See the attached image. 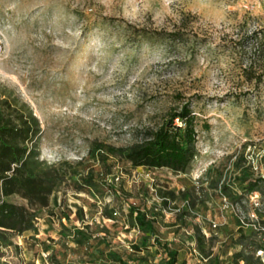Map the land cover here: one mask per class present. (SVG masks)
<instances>
[{
  "label": "rangeland",
  "instance_id": "1",
  "mask_svg": "<svg viewBox=\"0 0 264 264\" xmlns=\"http://www.w3.org/2000/svg\"><path fill=\"white\" fill-rule=\"evenodd\" d=\"M3 100L37 119L25 143L62 183L37 231L0 245V264H111L100 254L110 250L164 264L154 237L185 264H245L239 253L264 264L235 215L251 213L257 194L264 222V0H0ZM184 103L196 130L185 173L132 168L104 148L142 141ZM91 171L92 185L75 190ZM128 206L154 217V235ZM63 227L89 242L74 244Z\"/></svg>",
  "mask_w": 264,
  "mask_h": 264
},
{
  "label": "trees",
  "instance_id": "2",
  "mask_svg": "<svg viewBox=\"0 0 264 264\" xmlns=\"http://www.w3.org/2000/svg\"><path fill=\"white\" fill-rule=\"evenodd\" d=\"M178 35L172 33L167 37L175 39ZM38 131V121L30 113L26 116L19 114L11 110L7 100L0 102V245L3 246H12L14 238L25 231H37L36 220L40 218L41 210L48 206L50 195L62 183L59 172L40 168V164L34 160L32 148L25 143L28 137H36ZM195 144V116L190 104L184 103L179 110L170 111L162 124L149 132L142 141L127 147L104 148L112 150L117 162H126L132 168H162L185 173L195 157ZM92 173L79 176L71 185L79 191L89 187L94 181ZM248 178L244 176V179ZM12 195H19L26 200V206H17L1 199ZM167 195L173 197L172 192ZM183 198H188V195L184 194ZM128 213L140 232L154 235V217L148 218L145 210L135 206H128ZM237 223L240 234L244 232L246 237L254 235L251 229L242 228L238 221ZM63 230L64 236L71 237L76 245L89 242V235L79 228L72 232L64 227ZM154 241L166 255L164 264H185L183 260H178L176 250L161 244L156 237ZM146 244L147 239L143 237L141 246H132V249L139 251ZM100 254L108 263L128 264L118 252L110 250ZM234 257L235 260H245V264H248L240 253ZM215 262L218 264V259Z\"/></svg>",
  "mask_w": 264,
  "mask_h": 264
},
{
  "label": "built area",
  "instance_id": "3",
  "mask_svg": "<svg viewBox=\"0 0 264 264\" xmlns=\"http://www.w3.org/2000/svg\"><path fill=\"white\" fill-rule=\"evenodd\" d=\"M250 150V146L248 147ZM250 204L253 207L251 213H245L242 210H236V219L242 228H249L253 231L254 236L259 244L256 251L257 256H264V222L259 218L262 205L257 194L250 196Z\"/></svg>",
  "mask_w": 264,
  "mask_h": 264
}]
</instances>
